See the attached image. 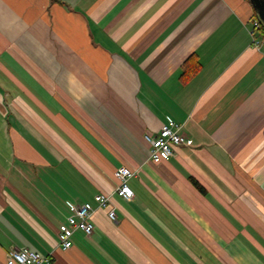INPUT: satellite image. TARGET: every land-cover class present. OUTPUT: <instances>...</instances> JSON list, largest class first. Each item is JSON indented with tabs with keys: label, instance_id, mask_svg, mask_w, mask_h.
I'll list each match as a JSON object with an SVG mask.
<instances>
[{
	"label": "crops",
	"instance_id": "obj_1",
	"mask_svg": "<svg viewBox=\"0 0 264 264\" xmlns=\"http://www.w3.org/2000/svg\"><path fill=\"white\" fill-rule=\"evenodd\" d=\"M257 16L250 0H0V264L23 247L43 264H264ZM169 121L188 142L153 162L144 135ZM97 193L116 221L96 208L63 249Z\"/></svg>",
	"mask_w": 264,
	"mask_h": 264
},
{
	"label": "built area",
	"instance_id": "obj_2",
	"mask_svg": "<svg viewBox=\"0 0 264 264\" xmlns=\"http://www.w3.org/2000/svg\"><path fill=\"white\" fill-rule=\"evenodd\" d=\"M252 24V44L258 47L264 39V37L259 35L258 30L261 26V21L258 18H254ZM180 129L181 125L179 123L169 121L161 127L157 134L146 133L144 135V139L149 146V158L153 162L167 160L173 155L174 146L188 142V138ZM135 175L136 171L126 166H120L115 170L117 179L115 192L118 196L127 200L133 197V191L128 184V180ZM96 208L105 209L108 219L116 221L115 206L108 193H97L94 196V203L85 201L74 205L72 212L66 218L65 224L58 231V242L63 249L72 246L71 238L77 230L84 232L86 235L92 233L94 224L91 217ZM5 258L6 264H43L49 261L46 255L26 247L10 248L6 252Z\"/></svg>",
	"mask_w": 264,
	"mask_h": 264
},
{
	"label": "trees",
	"instance_id": "obj_3",
	"mask_svg": "<svg viewBox=\"0 0 264 264\" xmlns=\"http://www.w3.org/2000/svg\"><path fill=\"white\" fill-rule=\"evenodd\" d=\"M258 30H259V35L264 37V25L262 23ZM192 66H194L195 68L190 70ZM184 67H185V71L182 73L183 80H189L199 69L200 63L197 61L194 55H190L185 61ZM187 69H189V71H187Z\"/></svg>",
	"mask_w": 264,
	"mask_h": 264
},
{
	"label": "water",
	"instance_id": "obj_4",
	"mask_svg": "<svg viewBox=\"0 0 264 264\" xmlns=\"http://www.w3.org/2000/svg\"><path fill=\"white\" fill-rule=\"evenodd\" d=\"M260 21L264 25V0H250Z\"/></svg>",
	"mask_w": 264,
	"mask_h": 264
}]
</instances>
